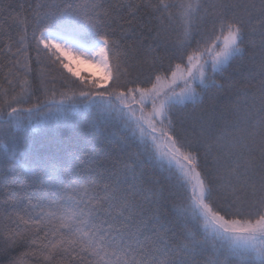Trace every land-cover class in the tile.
Masks as SVG:
<instances>
[{
	"label": "snow or ice",
	"instance_id": "1",
	"mask_svg": "<svg viewBox=\"0 0 264 264\" xmlns=\"http://www.w3.org/2000/svg\"><path fill=\"white\" fill-rule=\"evenodd\" d=\"M29 9L0 46V165L24 176L13 203L28 201L17 219L35 251L48 264H264V0ZM248 53L240 78L225 75Z\"/></svg>",
	"mask_w": 264,
	"mask_h": 264
},
{
	"label": "trees",
	"instance_id": "2",
	"mask_svg": "<svg viewBox=\"0 0 264 264\" xmlns=\"http://www.w3.org/2000/svg\"><path fill=\"white\" fill-rule=\"evenodd\" d=\"M107 2L116 3L118 0H107ZM131 2L138 3L139 0H131ZM35 3L36 0H0V4L3 6L2 9H0L3 11V15H0V46L8 41L9 32L15 39L17 38V33L21 31V27L13 22L12 17L18 12L27 14L30 11L29 5L34 6ZM171 39H175V33H173ZM193 46H195V41H193ZM249 55L250 53L246 54L243 60L239 58L234 60L228 67L225 75L231 73L235 78H240V72L249 63ZM177 62H179V56L172 61V64L174 65ZM3 63V58H0V64ZM167 68L168 61L166 60L163 67L160 69L161 74H164ZM6 71L7 69L0 72V83L5 85L6 81L4 80V75ZM62 71H64V75L70 76L65 70ZM34 75L35 74H33V76ZM146 75L147 73L142 75L140 79H145ZM70 78L79 83V80L76 78ZM134 78L135 77L133 76V79ZM219 78L220 77H218V79ZM38 84L39 81L36 80L34 87L38 86ZM128 86L135 87L137 85L129 83ZM19 90L20 85L17 83L16 91L19 92ZM132 106L138 108L137 105L133 104ZM194 107L197 110L199 108V106H193L190 104L177 113V115L182 116L187 112H191ZM31 119L42 122L44 117L41 114H36L32 116ZM13 178H15L16 183H12ZM23 179L24 176L21 169L12 164L11 161H5L0 165V264H48L40 253L35 251L36 246L31 243V234L34 226L20 223L17 219L18 215L27 216V213L24 211L28 205L27 199L20 201L18 204L13 203L19 195L26 196L28 194L26 190L21 189L20 187V182L23 181ZM31 215L35 216L36 212L31 213ZM21 234L24 235L23 239H21ZM71 264H78V261H72Z\"/></svg>",
	"mask_w": 264,
	"mask_h": 264
},
{
	"label": "rangeland",
	"instance_id": "3",
	"mask_svg": "<svg viewBox=\"0 0 264 264\" xmlns=\"http://www.w3.org/2000/svg\"><path fill=\"white\" fill-rule=\"evenodd\" d=\"M65 62L71 63L72 70L76 72L79 77H87L89 80H92V81L105 79L104 70L95 65L81 62V61L72 60L71 58H69ZM149 108H150V105H149Z\"/></svg>",
	"mask_w": 264,
	"mask_h": 264
}]
</instances>
